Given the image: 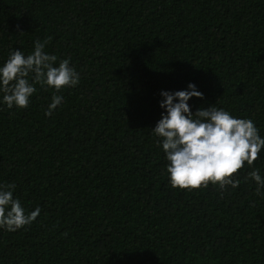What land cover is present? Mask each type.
Segmentation results:
<instances>
[{"label":"trees","instance_id":"1","mask_svg":"<svg viewBox=\"0 0 264 264\" xmlns=\"http://www.w3.org/2000/svg\"><path fill=\"white\" fill-rule=\"evenodd\" d=\"M47 37L80 81L35 84L27 108L0 93V184L41 209L0 228V264H264V196L247 178H264V149L238 187L188 191L153 134L161 92L194 83L193 113L223 108L264 138V0H0V67Z\"/></svg>","mask_w":264,"mask_h":264},{"label":"clouds","instance_id":"2","mask_svg":"<svg viewBox=\"0 0 264 264\" xmlns=\"http://www.w3.org/2000/svg\"><path fill=\"white\" fill-rule=\"evenodd\" d=\"M50 40L47 37L35 41L34 51L27 56L16 49L0 67V93L9 109L27 108L37 90L35 84L59 92L79 83L80 74L70 65V58L55 66L57 56L45 51ZM188 89L161 92L164 99L160 106L166 112L153 128L169 161L171 186L188 191L207 188L210 183L220 189L236 188L240 181L233 177L245 163L252 166L259 159L264 138L252 119L236 118L223 108L212 105L193 113L188 101L193 96L203 98V93L196 90L194 83H189ZM62 101L63 96L54 93L45 115L51 116ZM247 178L255 180L257 195L264 196L260 170L253 168ZM15 188L14 183L0 184V228L8 231L30 225L41 212L39 207L27 212L19 198H14Z\"/></svg>","mask_w":264,"mask_h":264}]
</instances>
